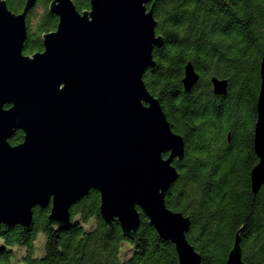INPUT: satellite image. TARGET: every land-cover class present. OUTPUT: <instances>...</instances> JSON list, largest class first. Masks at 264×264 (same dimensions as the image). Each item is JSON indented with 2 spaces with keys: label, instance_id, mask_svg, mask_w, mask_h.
I'll use <instances>...</instances> for the list:
<instances>
[{
  "label": "water",
  "instance_id": "95a60500",
  "mask_svg": "<svg viewBox=\"0 0 264 264\" xmlns=\"http://www.w3.org/2000/svg\"><path fill=\"white\" fill-rule=\"evenodd\" d=\"M159 1L91 0L80 13L73 0H53L58 27L43 36L42 52L26 56L27 16L38 0H27L20 14L0 0V226L29 228L36 208L51 207L49 224L67 230L71 209L96 191L110 230L117 223L133 241L143 214L175 246L179 264H202L187 240L190 217L166 205L186 144L143 80L164 46L154 16ZM260 76L254 195L264 186V50ZM199 80L187 64L185 92ZM212 85L215 95H227L226 80ZM19 132L23 142L11 145ZM242 231L226 264H245Z\"/></svg>",
  "mask_w": 264,
  "mask_h": 264
},
{
  "label": "trees",
  "instance_id": "16d2710c",
  "mask_svg": "<svg viewBox=\"0 0 264 264\" xmlns=\"http://www.w3.org/2000/svg\"><path fill=\"white\" fill-rule=\"evenodd\" d=\"M5 1L20 14L27 0ZM52 1L38 0L27 16L26 56L42 52L43 36L58 27L49 10ZM73 2L80 13L90 9L91 0ZM154 16L164 46L155 49L156 66L143 80L186 144L184 160L175 163L180 178L166 205L190 217L187 240L202 264H226L241 229L243 262L264 264V186L257 195L251 189V171L258 164L254 130L264 0H160ZM189 63L200 80L186 93L182 81ZM213 78L228 82L225 97L214 95ZM23 139L19 132L10 143ZM100 204V194L92 191L71 209V225L64 231L49 224L51 207L36 208L29 228L1 225L0 264H179L175 246L143 214L131 241L117 223L109 229Z\"/></svg>",
  "mask_w": 264,
  "mask_h": 264
},
{
  "label": "flooded vegetation",
  "instance_id": "af4514ba",
  "mask_svg": "<svg viewBox=\"0 0 264 264\" xmlns=\"http://www.w3.org/2000/svg\"><path fill=\"white\" fill-rule=\"evenodd\" d=\"M212 86H213V85H212ZM213 92H214V88H213ZM214 95H215V93H214ZM215 96H216V97H225V96H217V95H215ZM22 133H23V132H22ZM23 137H24V134H23ZM229 138H230V137H228V140H230ZM23 140H24V139H23ZM21 143H22V142H21ZM168 156H169V155H167V156H165V157L168 158ZM256 157H257V156H256ZM177 162H178V161H175V162H174V166H175V163H177ZM178 163H181V162H178Z\"/></svg>",
  "mask_w": 264,
  "mask_h": 264
},
{
  "label": "rangeland",
  "instance_id": "374dc122",
  "mask_svg": "<svg viewBox=\"0 0 264 264\" xmlns=\"http://www.w3.org/2000/svg\"><path fill=\"white\" fill-rule=\"evenodd\" d=\"M42 238H43V234H40V235H39V239H38V241H37V244H38V245H39V243H40V239H41V241L43 240ZM38 245H37V246H38ZM123 252H124V249H123Z\"/></svg>",
  "mask_w": 264,
  "mask_h": 264
}]
</instances>
